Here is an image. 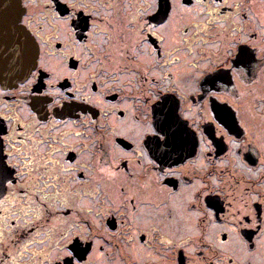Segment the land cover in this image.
Listing matches in <instances>:
<instances>
[{"label": "flooded vegetation", "instance_id": "flooded-vegetation-1", "mask_svg": "<svg viewBox=\"0 0 264 264\" xmlns=\"http://www.w3.org/2000/svg\"><path fill=\"white\" fill-rule=\"evenodd\" d=\"M18 1L38 54L0 159L39 167L0 188V264H264V0Z\"/></svg>", "mask_w": 264, "mask_h": 264}, {"label": "water", "instance_id": "water-1", "mask_svg": "<svg viewBox=\"0 0 264 264\" xmlns=\"http://www.w3.org/2000/svg\"><path fill=\"white\" fill-rule=\"evenodd\" d=\"M22 13L18 0H0V86L3 88L14 87L35 67L37 44L20 24ZM156 118L157 125L172 120Z\"/></svg>", "mask_w": 264, "mask_h": 264}, {"label": "rangeland", "instance_id": "rangeland-1", "mask_svg": "<svg viewBox=\"0 0 264 264\" xmlns=\"http://www.w3.org/2000/svg\"><path fill=\"white\" fill-rule=\"evenodd\" d=\"M172 26H174V24L172 23ZM119 41H121V40H119ZM119 41L118 42H116V45H114V48L115 49H117V47H119V48H121V44H119ZM170 46V45H169ZM118 48V49H119ZM122 49H123V47H122ZM122 49L119 51V53L122 55V54H124V52L122 51ZM115 53H116V57L118 56V53H117V50L115 51ZM125 61V63H127V61L126 60H124ZM124 61H117L116 62V64H114V65H117V63H124ZM178 68H180L181 69V71L182 72H184L185 74L183 75V80H182V82L183 81H185L186 83H188V85H190V84H192L193 83V79H192V76H190V75H192V73L190 72V69L189 68H185L183 65H180ZM173 71H176V68H175V66H174V68H173ZM186 73H190V74H186ZM119 127H120V132L121 133H124V134H126V135H129L131 138H134L135 140H137L139 137H140V135H141V133L144 131V130H146V128H142V127H140L138 124H136V123H134L132 120H127V121H123V122H120V124H119ZM69 138V136L68 137H66L65 138V141L66 140H71V139H68ZM89 155H90V153L89 152H87L86 154H85V156H87L89 159H91L90 157H89ZM98 161H100V160H98ZM99 164H100V162H98ZM103 166H100L99 165V170L103 173V176L104 177H106L108 180H112V183L111 184H114L115 182H116V178H117V176H115L117 173H120V171L119 170H116V167L113 165V164H110V167L107 169V170H104V168H102ZM121 174V176H120V179H122V180H119L118 181V188L117 189H115L116 191H114V192H116V196H117V200L119 201L120 200V190H121V188H120V186H124V184H125V182H126V175H124V174H122V173H120ZM151 174H152V172H151ZM153 175V174H152ZM151 175V176H152ZM98 177H101V175L99 174V176ZM128 184V183H127ZM24 185H29L30 187H31V184H24ZM65 186H66V184H64ZM73 185V184H72ZM74 185H76V184H74ZM65 186H64V188H65ZM66 190L68 191V190H70V191H72V189H70L69 187H67L66 186ZM124 190H125V188H124ZM32 191V190H31ZM50 191V190H49ZM186 193H189L188 192V190L186 191ZM184 196H185V194H184ZM66 197H68V195H66ZM150 211V210H149ZM148 212V211H147ZM141 215V214H140ZM144 221V220H143ZM97 254V256H102L99 252H97L96 253ZM144 259H145V257H144Z\"/></svg>", "mask_w": 264, "mask_h": 264}, {"label": "snow or ice", "instance_id": "snow-or-ice-1", "mask_svg": "<svg viewBox=\"0 0 264 264\" xmlns=\"http://www.w3.org/2000/svg\"><path fill=\"white\" fill-rule=\"evenodd\" d=\"M165 14H167V10H165ZM167 23V22H166ZM165 25H161V28L163 29ZM155 33H153L154 35ZM161 42L164 41V37H160ZM179 59V57H177ZM3 141H0V144H2ZM39 142H37L38 144ZM17 144H19V147H17ZM55 151V149H53ZM14 161V163H13ZM23 161V162H21ZM35 163L37 167H39V163L36 160V153L33 151V145L24 141L19 140L13 142V150L11 153H9V167H6L4 165V161L0 159V188L3 187V183L8 177L12 174V171L16 168L24 167L25 165L33 164ZM46 163V162H45ZM17 175H20V173H17ZM12 183V182H10ZM39 255V254H37ZM67 255L71 256L72 253L69 252ZM71 264V262H69Z\"/></svg>", "mask_w": 264, "mask_h": 264}]
</instances>
